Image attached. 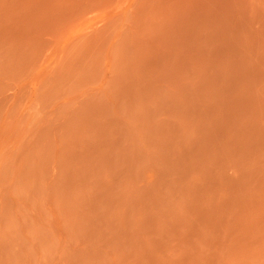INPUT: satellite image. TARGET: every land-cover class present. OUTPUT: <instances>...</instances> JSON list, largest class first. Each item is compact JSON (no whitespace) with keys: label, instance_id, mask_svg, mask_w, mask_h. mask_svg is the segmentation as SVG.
Segmentation results:
<instances>
[{"label":"rangeland","instance_id":"rangeland-1","mask_svg":"<svg viewBox=\"0 0 264 264\" xmlns=\"http://www.w3.org/2000/svg\"><path fill=\"white\" fill-rule=\"evenodd\" d=\"M0 264H264V0H0Z\"/></svg>","mask_w":264,"mask_h":264}]
</instances>
